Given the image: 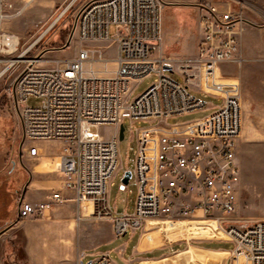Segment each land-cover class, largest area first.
Segmentation results:
<instances>
[{
  "label": "built area",
  "instance_id": "2783aa9c",
  "mask_svg": "<svg viewBox=\"0 0 264 264\" xmlns=\"http://www.w3.org/2000/svg\"><path fill=\"white\" fill-rule=\"evenodd\" d=\"M32 1L0 0V77L7 75L4 93L21 121V158L39 155L35 141H62L58 171L65 188L75 191L78 202H91L89 216L111 221L113 237L144 229L151 220L205 222L216 240L234 243L230 264H264V218L248 223L238 218L241 78L220 67L245 61L243 35L253 24L245 0L194 3L200 39L192 56L164 53L162 0H80L70 37L75 34L82 45L75 57L51 65L44 58L47 49L29 56L33 45L21 50L20 35L4 27ZM111 25L117 29L113 36ZM113 44L116 53L109 56ZM150 74L156 80L135 95V83ZM194 92L221 103L204 117L168 124L169 117L208 108ZM30 97L41 103L29 105ZM126 117L156 123L137 129L135 205L114 213L110 186L121 168L120 127ZM102 125L115 126L112 136H89L91 126ZM127 187L120 184L121 190ZM50 199L34 204L21 198L18 219H42L54 202L64 200L59 191ZM85 263L114 264L110 252H87L77 264Z\"/></svg>",
  "mask_w": 264,
  "mask_h": 264
},
{
  "label": "rangeland",
  "instance_id": "374dc122",
  "mask_svg": "<svg viewBox=\"0 0 264 264\" xmlns=\"http://www.w3.org/2000/svg\"><path fill=\"white\" fill-rule=\"evenodd\" d=\"M45 1L47 4L44 6H36L34 5L36 1H33V4L31 3L22 16L11 20L10 24L14 26L13 29L21 37L20 49L23 50L33 45L28 53L29 56L39 54L47 49L44 52V58L46 61H51L47 62L48 65H51L55 63V60L64 61L75 57L82 45L75 34L70 37L74 14L80 0L73 5H70L72 0ZM162 2L164 53L167 55H194L196 52L194 46L199 40L197 12L195 13V10L192 9L196 7L190 5L193 7L186 8L170 0H162ZM186 10H189V13ZM179 18L180 22L177 23ZM53 22H55L54 26L40 41H37ZM259 22L264 23V19ZM249 26L251 27L249 28ZM249 26L243 35V56L245 58L243 64L237 66L231 62L223 63L220 66L224 73L238 75L242 83V132L238 141V159L242 173L238 212L241 223L257 220L255 217L258 215L264 218V27L260 28L258 23H254L255 29L252 25ZM116 32L115 25H111L110 34L113 36ZM65 44H67L66 47L61 48ZM115 51L116 47L113 44L107 50V54L113 56ZM3 66L4 63L0 65V69ZM156 78L155 74H150L135 83L134 94L146 90ZM7 79V75L0 77V199L2 202L11 199L10 209L16 210L19 206L27 172L21 158L23 141L21 121L13 103L4 93ZM194 93L206 102L208 108L169 117L168 124L183 123L204 117L221 103V99L216 96L201 92ZM27 103L35 106L41 103V99L30 97ZM123 123L125 136L120 142L121 168L112 179L110 186V189H113L114 198L117 196L125 171L133 170L135 167L137 129L156 122H133L126 117ZM114 130L115 126L113 125L91 126L88 133L90 137L109 138ZM59 147L61 145L57 144L56 148L59 149ZM129 186L132 198H134L137 186L133 179ZM114 213L118 212L114 211ZM169 223L152 220L147 223L144 229L129 230L123 235L113 237L110 220L88 216L81 225L74 223L73 241L75 247L87 248L88 253L110 252L114 264H158L157 259L138 258L161 257L187 248L185 252L174 257L173 264H230V251L220 248L231 250L234 243L216 240L207 231L212 227L206 225L205 222ZM141 238L142 246L170 245L140 253L137 252V249ZM193 241L196 244H193ZM205 241H217L212 242V245L220 248L205 247L201 244ZM118 248H122L121 253ZM209 251L213 252L207 253Z\"/></svg>",
  "mask_w": 264,
  "mask_h": 264
},
{
  "label": "crops",
  "instance_id": "0c3cea01",
  "mask_svg": "<svg viewBox=\"0 0 264 264\" xmlns=\"http://www.w3.org/2000/svg\"><path fill=\"white\" fill-rule=\"evenodd\" d=\"M13 1L21 3L24 0ZM33 1H36L34 4L36 6H44L47 4L45 0ZM170 1L183 5L186 8H192L193 6L190 5H194L199 0ZM245 2V12L247 17L253 22L251 24L253 28L255 29L256 27L254 23H258L260 28L264 27V23L259 22L261 19H264V0H245ZM192 9L195 10V13L197 12L196 19L200 39V9L198 7ZM186 12L189 13V10H186ZM179 22L180 18L177 19V23ZM4 27L9 31L17 33L10 22H6ZM197 46L198 43L194 46L196 52ZM33 144L39 147V155L37 157L24 155L22 158L24 169L27 172V178L20 199H25L34 204L48 202L51 201L50 196L52 192L59 191L64 200L54 202L46 210L45 216L42 219L19 220L18 208L16 210L10 209L12 200L2 202L0 199V264H77L88 251L87 248L81 249L80 247H75L73 241L75 232L74 223L81 225L87 219L89 216V208L92 209V204L90 201L78 202L75 191L64 186L63 176L58 171L59 155L63 150V142L60 140H41L35 141ZM57 144L61 145L59 149L56 148ZM135 198L136 193L134 198H132L129 185L125 190H121L119 185V190L115 198L113 197V189H110V205L113 212L121 213L131 211L135 205ZM258 218H262V216L258 215L255 217V219ZM171 223L174 222H170L169 224ZM141 244L142 238L137 249V252L140 253L170 245L142 246ZM187 249L178 250L161 257L138 259H157L158 264H173L174 257L185 252ZM220 249L229 251V249L225 248ZM118 251L121 253L122 248H118ZM212 252L209 251L207 253Z\"/></svg>",
  "mask_w": 264,
  "mask_h": 264
},
{
  "label": "water",
  "instance_id": "95a60500",
  "mask_svg": "<svg viewBox=\"0 0 264 264\" xmlns=\"http://www.w3.org/2000/svg\"><path fill=\"white\" fill-rule=\"evenodd\" d=\"M165 69L167 70H171V68L169 66H164ZM125 136V126L122 124L120 127V140H123ZM133 176V171L132 170H126L123 178H122V182L126 185L130 184V180ZM88 264V263H85Z\"/></svg>",
  "mask_w": 264,
  "mask_h": 264
},
{
  "label": "trees",
  "instance_id": "16d2710c",
  "mask_svg": "<svg viewBox=\"0 0 264 264\" xmlns=\"http://www.w3.org/2000/svg\"><path fill=\"white\" fill-rule=\"evenodd\" d=\"M212 242H217V241H205V242H202L201 244L205 247H208V248H220L218 246H213L212 245ZM193 244H196L195 241L192 242Z\"/></svg>",
  "mask_w": 264,
  "mask_h": 264
},
{
  "label": "bare ground",
  "instance_id": "6f19581e",
  "mask_svg": "<svg viewBox=\"0 0 264 264\" xmlns=\"http://www.w3.org/2000/svg\"><path fill=\"white\" fill-rule=\"evenodd\" d=\"M60 17H61V15H60ZM55 24V23H54ZM13 61V60H12ZM85 202H88V200H86ZM152 221V220H151ZM149 222V221H148ZM194 230H196V229H194Z\"/></svg>",
  "mask_w": 264,
  "mask_h": 264
}]
</instances>
